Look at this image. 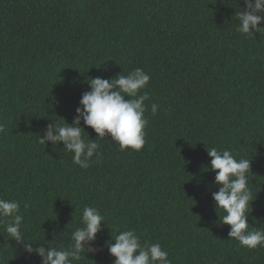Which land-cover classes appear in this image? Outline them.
<instances>
[{"label": "trees", "instance_id": "16d2710c", "mask_svg": "<svg viewBox=\"0 0 264 264\" xmlns=\"http://www.w3.org/2000/svg\"><path fill=\"white\" fill-rule=\"evenodd\" d=\"M244 6L0 0V198L20 203L21 232L32 240L17 244L0 224V264H42L25 242L68 249L85 206L106 223L97 251L73 264H114L106 242L118 229L160 243L171 264H264V247L241 246L220 222L208 155L216 147L250 160L249 228L264 229V35L237 31ZM137 67L151 77L141 90L150 95L141 150L120 151L82 120L102 153L87 169L63 142H38L50 123H72L88 80Z\"/></svg>", "mask_w": 264, "mask_h": 264}, {"label": "clouds", "instance_id": "9594fccd", "mask_svg": "<svg viewBox=\"0 0 264 264\" xmlns=\"http://www.w3.org/2000/svg\"><path fill=\"white\" fill-rule=\"evenodd\" d=\"M242 11L237 13V31L246 36H255L261 30L264 21V0H244ZM150 75L137 67L127 75H117L115 78L101 77L88 80L90 90L82 93L76 115L72 123H50L38 142L42 145L52 142L56 146L63 142V149L72 154V162L82 169H87L95 157L102 158L98 150L96 139L87 140L83 133L81 120L90 127L101 140L106 136L119 145L120 151L132 149L139 151L145 144L148 119L145 117L147 106L145 101L150 100L147 91L141 90L148 86ZM127 97V98H126ZM159 105L151 103V113H157ZM3 126L0 125V131ZM88 133V132H87ZM89 136V133H88ZM211 157L210 168L214 171V183L219 190L212 193L215 209L222 224L230 226L228 237L237 240L241 246L248 249L264 247V229L249 228V206L252 202V193L248 186L250 160L237 159L228 149L218 150L216 147L208 150ZM20 213V203L16 200L0 198V224L10 239L17 244L25 239L21 232L23 217ZM106 223L105 217L94 207L85 206L82 212V227L76 228L71 235L72 245L68 249L45 247L43 244L33 248L32 243H24V249L29 254L36 253L42 258V264H73L81 259V254L95 252L92 247L96 235ZM114 241V243H112ZM107 243L109 253L115 258L114 264H171L168 251L160 243L141 242L135 230H117Z\"/></svg>", "mask_w": 264, "mask_h": 264}]
</instances>
